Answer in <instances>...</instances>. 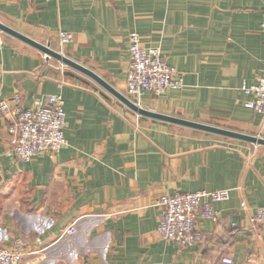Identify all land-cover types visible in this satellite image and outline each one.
<instances>
[{
	"label": "crops",
	"instance_id": "obj_1",
	"mask_svg": "<svg viewBox=\"0 0 264 264\" xmlns=\"http://www.w3.org/2000/svg\"><path fill=\"white\" fill-rule=\"evenodd\" d=\"M264 0H0V20L88 66L140 106L264 136L246 90L264 74ZM74 33L60 44L59 30ZM158 46L183 84L128 94L130 33ZM65 100L68 144L30 161L12 153L0 112V245L24 241L18 264H264V145L138 114L88 75L4 32L0 101ZM230 188L199 218V243L158 232V198ZM246 206L242 205V201ZM75 224L76 232L67 228Z\"/></svg>",
	"mask_w": 264,
	"mask_h": 264
},
{
	"label": "built area",
	"instance_id": "obj_2",
	"mask_svg": "<svg viewBox=\"0 0 264 264\" xmlns=\"http://www.w3.org/2000/svg\"><path fill=\"white\" fill-rule=\"evenodd\" d=\"M261 27L264 29V19ZM74 33L59 30L60 44L73 40ZM4 45V32L0 29V51ZM130 65L126 88L132 97L140 96L145 91L161 94L168 88H178L183 79L178 76L174 66L169 64L158 46L146 47L137 31L130 33ZM246 90L253 92L248 105L264 113V74L258 83ZM65 100L61 94H49L45 100L39 99L32 106L23 104V96L15 93L9 99L0 101V112L8 120V131L11 134L12 153L20 161H30L36 154L47 152L55 154L68 144L65 135ZM230 188L214 190L164 192L157 200L162 209L158 232L169 241L180 246L197 244L202 239L198 226L199 218L219 220V211L214 203L230 197ZM242 205L246 206L243 200ZM250 224H264V204L256 208L249 218ZM76 232L75 224L67 230ZM24 241L15 238L11 244L0 245V264H18L25 254ZM85 264V263H70ZM217 264H235L231 254L224 253Z\"/></svg>",
	"mask_w": 264,
	"mask_h": 264
},
{
	"label": "water",
	"instance_id": "obj_3",
	"mask_svg": "<svg viewBox=\"0 0 264 264\" xmlns=\"http://www.w3.org/2000/svg\"><path fill=\"white\" fill-rule=\"evenodd\" d=\"M0 29L3 32L8 33L10 35H13V36L23 40L24 42L38 48L39 50L44 52L46 57L55 58V59L59 60L60 62H62L63 64H65L69 67H72L73 69H76V70L88 75L89 77L94 79L98 84H100L103 88H105L111 94L116 96L124 104H126L129 108H131L132 110H134L138 114L148 116V117H151L154 119L162 120V121L172 122V123H176V124H180V125H184V126L208 131V132L221 134V135L231 137V138H236L239 140H244V141L264 145V136H259L256 134H250V133L242 132L239 130H235V129H231V128H227V127H223V126H219V125H215V124L204 123L201 121H196V120H192V119H187V118H183V117H179V116H175V115H170V114L146 109V108L140 106L137 102H135L131 98H129L126 94H124L121 90H119L117 87H115L111 82H109L103 76H101L100 74H98L97 72H95L94 70L89 68L88 66L78 62L74 58L66 55L62 51L51 47L50 44L41 42V41L21 32V31L15 29L14 27L2 22L1 20H0Z\"/></svg>",
	"mask_w": 264,
	"mask_h": 264
}]
</instances>
